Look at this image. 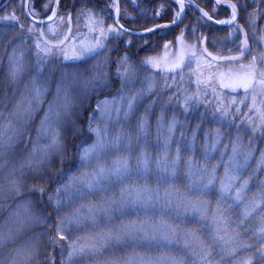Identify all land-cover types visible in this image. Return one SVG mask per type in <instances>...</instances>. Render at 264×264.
<instances>
[{"label":"snow or ice","instance_id":"6c2138e0","mask_svg":"<svg viewBox=\"0 0 264 264\" xmlns=\"http://www.w3.org/2000/svg\"><path fill=\"white\" fill-rule=\"evenodd\" d=\"M202 2L205 0H161L149 17L155 21L153 26L143 30L130 28L120 19L123 15L124 20H136L128 7L133 11L139 8L141 14L146 11L138 0H130L123 9L119 0H111L109 7L115 14V19L107 14L111 24H105L103 9L97 13L95 7L76 8L73 3L77 20L85 16L93 35L70 46L68 35L58 32L52 23L45 31V22L39 19L32 0L21 2L25 14L34 21L27 28L20 23L15 8L11 14L0 16V22L9 28L19 25L13 35L7 31L0 34V47L8 53L5 84L12 89L11 96L7 92L0 96V105L7 108L15 99L5 122L0 124V172L7 168L6 183L0 184V200H17L14 215L21 228L45 229L36 233L30 247L17 250L12 264H17V257L24 264H56L57 248L59 264H76L89 258L96 261L113 244L157 239L180 245L186 255L153 257L133 249L123 258L110 257L105 264H226L241 249L253 247L255 251L248 252L242 261L233 259V264H264V146H253L264 145V99L257 104L258 96L264 98V51L251 54L250 61L244 62L252 50L249 30L252 38L264 45V29H257L258 19L264 18V0H225L223 7L229 10L226 19L215 18L221 0H215L211 12L201 7ZM49 7L52 14L47 21L57 17L61 22L65 20L59 15L60 0H55L54 6L49 0L45 11ZM168 12L170 21L160 23ZM242 16L245 25L239 23ZM72 18L70 10L69 34ZM186 18L190 23H184ZM213 24L229 28L226 38L233 41L234 47L226 53L222 46L217 47V38L209 35ZM173 28H179V33L174 41L163 44L162 55H145L139 62L133 59V47L153 49V38L164 39ZM33 48L34 64L26 61V53ZM61 56L64 62L86 61L88 57L93 62L69 70L61 66ZM26 73L30 75L21 88ZM157 73L163 80L159 90ZM186 80L190 82L187 86ZM53 83L54 94L32 137L29 125ZM241 90L243 96H239ZM163 92L169 95L156 115L159 151L153 160L148 150L153 135L150 117ZM102 93L111 96L105 94L100 99ZM249 94L251 103L244 111ZM94 95L97 99L91 107ZM146 98L147 103L141 105ZM173 102L175 107L169 115L167 108ZM201 106L204 111L193 124L190 116ZM209 114L215 126L205 129L201 138L200 129ZM0 117H4L2 111ZM177 133L175 153L171 154ZM22 141L26 154L18 165L8 168L9 151ZM256 151L258 157L254 156ZM217 152L218 157L214 155ZM253 158L256 164L252 172L242 176L241 170ZM74 160L76 168L69 171ZM221 166L222 174L218 171ZM256 174H260L256 191L245 202ZM97 195L99 201H93ZM156 206L174 213L175 220L153 221L148 210ZM237 207L240 211L233 219L230 211ZM126 209H142L143 215L137 211L134 218L121 219L113 227L114 213L123 217ZM100 217L104 218L105 228L92 237L72 238L85 223L98 226ZM254 217L259 224L253 230L248 222ZM204 220L212 224L207 241L194 226ZM249 231L260 241L258 246L245 238ZM42 247L46 253L43 256Z\"/></svg>","mask_w":264,"mask_h":264},{"label":"rangeland","instance_id":"374dc122","mask_svg":"<svg viewBox=\"0 0 264 264\" xmlns=\"http://www.w3.org/2000/svg\"><path fill=\"white\" fill-rule=\"evenodd\" d=\"M156 2L157 3L155 4V7H157L161 3V0H157ZM228 14H229V12H228ZM227 16H226V18H227ZM113 17H114L113 19H115V14ZM226 18H224V19H226ZM0 25H1L0 26V34L8 31V29L5 26H2L3 25L2 22H0ZM82 27H84V31H81L79 34L71 36L69 38V42H68L69 46L73 43V41L78 43L80 40L84 39L85 37L91 38V36L93 34L89 33V21L87 20L86 17L83 20ZM56 28H57L58 32H60L59 31L60 28L59 27H56ZM44 29L46 31L47 26ZM2 50H3L2 47H0V53H2ZM171 51L174 53L176 51V49L173 48ZM113 56H115V54H113ZM89 59L92 63L93 62L92 58L90 57ZM71 63H74V61L64 62L62 60L61 65L62 64H71ZM193 67H195V65H193ZM3 68H4V70H3ZM0 71L3 72V75H5L2 79V83L5 84V77H6V73H7V58H6L5 65H3L2 69H0ZM187 71H188V69H185V72H187ZM237 71H242V70L237 68ZM26 75H27V73L24 76V80L21 82V88H22L23 82L27 81V79H28V76H26ZM157 76H158L157 88L159 90V86L163 83V80L159 79V73H157ZM189 83H190L189 81H187V80L185 81L186 86ZM137 86H139V81H137ZM191 86L193 88L195 87V85H191ZM2 88H3V94L2 95L0 94V96H3L5 92H7L9 96L12 95V89L10 87H7L6 84ZM50 90H51V88H50ZM105 94H107L109 97L111 96V93H102L99 98L103 99ZM52 95L50 97L48 95L45 98V103L43 105H41L40 109L34 114L32 122L34 121V119L36 118V116L39 113L41 114V117L43 116L44 109L47 108V101L52 99ZM168 95H169V92H163L160 95L159 103L153 108V115L150 117V121L153 124V128H152L153 135L150 138V144H149L148 150L152 154L153 160H155V157L159 151V147H158V144L156 142L155 127H154L156 115L159 114L160 107H161V105H163V103L167 99ZM239 96H243L242 90L239 92ZM16 98L17 99L19 98V91H17V93H16ZM96 99H97V97L94 95L92 97L91 107L95 106V100ZM261 99H264V98H262L260 96L257 97L258 106L260 104ZM14 103H15V99H13L8 104L7 108H4L2 105H0V111H2L4 113V117H0V124L5 122V118L7 117L8 112L12 109ZM143 103H147V98L141 102V105H143ZM248 103H251V94H249V100L243 106L244 111H247V104ZM45 104H46V106H44ZM174 107H175V102H173V104L168 106L167 111H168L169 115L171 114V110ZM139 111H141V112L143 111L142 106L139 108ZM203 111H204V108H203V106H201L196 112L191 114L190 119H191L193 124L196 122L197 119H199L200 112H203ZM181 118H183V117H181ZM214 126H215V124L213 121V117L211 116V114H209L207 117V120L205 121V123L203 124V126L200 129V133H199L200 137L203 138V134H204L205 129H210ZM178 138H179V134L177 133V135L173 138V145L171 148V154L175 153V141ZM244 144L245 145L248 144V139L246 136L244 137ZM18 146H19V144L16 146V149L14 151H11V150L9 151V155L7 156V159L9 160V164L7 166L8 168L12 167L13 165H18V163H19V160L21 157L16 155V152L19 150ZM253 146L258 149L259 147L264 146V145L255 144ZM28 148L29 149L31 148V143H28ZM214 155L218 157L219 152L215 153ZM254 156L258 157L259 151H256L254 153ZM255 164H256V159L253 158L252 160L249 161V166L241 170V175L244 177L248 176L252 172V168L255 166ZM218 171H219V173L222 174L223 173V166H221V168ZM6 174H7V168H5L2 172H0V184L6 183V181L4 179V176ZM259 175L260 174H256V176H254V179L250 184L251 191L245 196V202H247V200L251 197L252 193L256 191V185L258 183ZM150 178H151V174H150ZM181 179H182V177H181ZM117 191H118V189H117ZM99 199H100L99 195L93 197V201H99ZM16 204H17V200L13 199V198H7V199L0 200V236L3 237V242L0 243V261H3V264H12V258L15 256L17 250H24V249L30 247L33 243V238L36 235V233L45 231V229H43L39 226L32 227V228H21L19 223L17 222L16 216L14 215V213L16 212ZM78 204H79V202H77V205ZM70 210L71 209H68V211H70ZM137 211H139L141 213V215H143L142 209H137V210L126 209L125 212L127 213V215L123 216V217L121 216L120 213H114V220H113L112 226L113 227L118 226L121 219L126 220L128 218H134L137 214ZM239 211H240L239 207L232 209L230 211V214L232 215L233 219L236 218V214ZM148 214L153 221H157L161 218L169 219V220H173V221L175 220L174 213H172L171 211H169L167 209L161 208L160 206H156L154 208L149 209ZM248 223L251 226V228L254 230L256 227H258L259 221H258V219H256L254 217ZM187 226L191 227L193 225L188 224ZM194 226L199 229V233L201 234V236L206 241L210 238V235L212 233V224L210 223L209 220L200 221V222L196 223ZM103 228H105L104 218L100 217L98 226H93L89 223H85L84 226H82L79 230L75 231L72 234V238L80 237L81 239H84L87 237H92ZM31 232H36V233L30 234ZM245 238L248 239L249 243H252L255 246H258L260 243V241H258L253 236L252 231L245 233ZM66 247L67 246L65 245V249H66ZM133 249H135V252L138 254L150 255L153 257L161 255V254L186 255V250L183 249L178 244H175V243L167 244V243H164L163 241H160L159 239H157L155 241L141 240V241H137V242H126L124 244H113V245H111V246H109L103 250V252L100 255V257L98 258V260L93 261V260H91V258H89L88 260L81 259V260L76 261V264H105V261L107 259H109L110 257L116 256L118 258H123L124 256L131 254ZM217 251H218V249H217ZM250 251H255V247H253L252 249H248V250L241 249L238 256L235 258L227 260L226 264H233V259L242 261L244 256L247 255V253ZM17 264H24V261L22 259H20L19 257H17Z\"/></svg>","mask_w":264,"mask_h":264},{"label":"trees","instance_id":"16d2710c","mask_svg":"<svg viewBox=\"0 0 264 264\" xmlns=\"http://www.w3.org/2000/svg\"><path fill=\"white\" fill-rule=\"evenodd\" d=\"M5 0H0V5L4 2ZM157 0H138L140 8H144L146 9V11L141 14L140 9L137 8L135 11H133V9L131 7H128V11L132 16L136 17L135 21L132 20H124L123 19V15H121V23L125 24L126 26L130 27V28H135L137 30H143L144 27H152L153 23L155 22L154 19H151L149 17L152 16V9L155 8V4ZM21 2L22 0H11L10 4L8 5V7L0 12V16H3L6 12L11 14L13 8H15V14L19 17L20 23H23L25 28H27L29 26V24L33 23L32 21H30L24 14V8L21 7ZM32 2L34 3V7L35 10L39 13V19L40 20H44L46 19L49 15H51V7H49V9L47 11H45L44 5L46 3H49V0H32ZM111 0H60V7H59V15L61 16H65V20L63 22H61L59 20V18L57 17L56 21L53 23L56 27H59V31L62 34H67L68 35V41L67 44H69V38L71 36L77 35L79 34L81 31H84V27H82L83 24V20L85 19V16H81L78 20L76 18V9L75 8H71V5L73 3L76 4V8H79L81 6H86L88 8H93L95 7V10L97 13H100V10L103 9L104 13H101V15H104V22L106 24H111L112 23V19L108 18L107 14H111L112 18H114V12L113 9L111 7H109ZM243 2V0H242ZM119 3L121 5V8L123 9L125 7V5H129L130 4V0H119ZM215 2L213 0H205V2L201 3V7H204L206 11L211 12L212 10V5ZM51 4L52 6L55 5V0H51ZM261 9L264 10V5H261ZM72 11L73 13V18H72V29H71V33H68V23H67V13L69 11ZM248 11H252V8L249 7ZM229 10L223 6H221V8L217 11V13H215V18L216 19H224L226 18V16L228 15ZM198 14V13H197ZM189 17L191 16V13L189 12ZM171 19V13L168 12L166 15L163 16L162 19H160V23H167L169 22ZM184 23H190V19L186 18ZM239 23L241 25H245L246 21L245 18L242 16L239 19ZM1 26V25H0ZM5 26L8 29V33L9 35H13L15 33V30H18L19 25H15L12 28H9L6 25H2ZM184 25L181 24L180 27H183ZM37 27L39 28L40 25H37ZM46 26H44L45 28ZM257 29H264V18L258 19L257 21ZM205 31H208L207 28L204 29ZM190 32V30H189ZM179 33V28H173L170 32H168V34L166 35V37L164 39H159V36L154 37L153 41H154V48L153 49H149V50H145L143 48L141 49H137L135 47H133L131 49L130 54L132 55L133 59L136 60L137 62H139L141 57H144L145 55H161L162 54V48H163V44L166 41H174L175 40V36ZM229 34V28L228 27H220V26H215L212 25L211 26V31H209V35L210 36H215L217 38V47H221L222 46V50L226 53L228 51L229 48L234 47L233 41L230 39H227L226 37H228ZM257 35H259V31H257ZM249 37H250V43L252 44V50L251 53L246 56L244 58V62L248 63L250 61L251 58V54H256L259 55V53L261 51H264V46L258 44V42L252 38V33L251 30H249ZM158 40V44L155 43V41ZM238 42V41H237ZM28 44L31 45L32 44V40L31 38H29L28 40ZM2 53H0V69H2L3 65H5L6 62V58H7V51L4 50V48H2ZM8 51H10V47L8 49ZM34 52V48L30 49L28 51V53L26 54V61L30 60L31 63L34 64L35 62V58L34 56L31 55V53ZM115 54V53H113ZM30 58V59H29ZM90 57H88L86 59V61L82 60L79 62H74L71 64H62V67H67L69 70H73L77 64H79L81 67H84L86 64H91V61L89 59ZM63 57H60V63L62 62ZM4 70V68H3ZM30 73H27L26 76H29ZM58 75V73L56 74ZM5 75H3V72L0 71V94H3V86L5 84L2 83V79ZM55 91V87H54V83L52 84L51 90L49 92V97L54 94ZM46 106V104L44 105ZM91 108H89L87 111H85L82 114L81 119L84 120L86 119L87 113L88 111H90ZM40 117L41 114L39 113L36 118L34 119V121L29 125V128L31 130V135L32 137H34L36 135V129L37 126L39 125L40 122ZM18 151L16 152V155H18L19 157H22L25 153H26V149H25V144L22 141L19 146H18ZM76 164L77 161H72L71 163V167L68 169L69 171H73L76 168ZM54 219V217H53ZM50 231L52 233H54L55 229L52 228L50 229ZM36 232H31L30 234H34ZM27 239V238H26ZM24 240V239H23ZM22 240V241H23ZM47 240L45 239V245L47 244ZM49 251L51 249H48ZM44 254H46L44 252V249L42 247V251H41V255L43 256ZM55 257H56V264H59L60 262V249L57 248L55 250L54 253ZM43 264V262H42Z\"/></svg>","mask_w":264,"mask_h":264},{"label":"water","instance_id":"95a60500","mask_svg":"<svg viewBox=\"0 0 264 264\" xmlns=\"http://www.w3.org/2000/svg\"><path fill=\"white\" fill-rule=\"evenodd\" d=\"M10 1L11 0H5L1 5H0V12L2 11V10H4L6 7H7V5L10 3ZM24 13H25V9H24ZM26 15V14H25ZM26 17H28L31 21H33V19L31 18V17H29L28 15H26ZM55 21V19L53 20V21H51V22H49V21H44L45 23H44V25H47L48 23H53ZM34 22V21H33ZM37 24L38 25H40L38 22H37ZM216 25V24H215ZM218 26H227V25H218Z\"/></svg>","mask_w":264,"mask_h":264}]
</instances>
